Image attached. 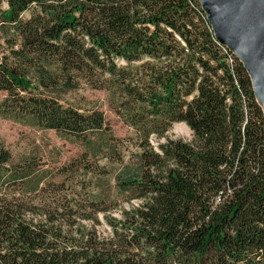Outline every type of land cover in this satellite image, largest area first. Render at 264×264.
<instances>
[{"label":"trees","instance_id":"16d2710c","mask_svg":"<svg viewBox=\"0 0 264 264\" xmlns=\"http://www.w3.org/2000/svg\"><path fill=\"white\" fill-rule=\"evenodd\" d=\"M82 82L137 133L131 162L63 103ZM0 93L1 118L83 150L53 174L0 148V264H264V109L201 0H0ZM176 124L191 138L156 148ZM101 159L112 179L72 187Z\"/></svg>","mask_w":264,"mask_h":264},{"label":"rangeland","instance_id":"374dc122","mask_svg":"<svg viewBox=\"0 0 264 264\" xmlns=\"http://www.w3.org/2000/svg\"><path fill=\"white\" fill-rule=\"evenodd\" d=\"M2 11L8 10L6 3L2 4ZM6 97V94L0 93V99ZM260 98V95H259ZM260 101V100H259ZM65 105H71L81 111L98 110L103 112L106 120L113 130L114 136L120 141L123 150L122 157L125 163H129L134 155L140 153L138 147V138L135 130L125 125L121 119L115 114L114 104L108 92L95 89L87 82H82L80 88L76 92L69 93L63 98ZM262 103V102H261ZM263 109L264 104L262 103ZM191 131L183 125L176 124L166 135V138L154 140L152 143L157 148L160 142L166 139H185L191 138ZM0 148L8 151L12 156V167L31 163L38 170L49 171L56 174V169L68 164L73 159L80 158L83 150L62 137L58 136L54 131L40 130L35 127L24 125L20 122L6 120L0 117ZM108 166L111 171V179L117 172V166L105 159H101L94 164L95 175L88 178L77 176L74 179L72 187H99L95 181L103 178L102 169ZM101 177V178H100ZM94 181L92 186L90 181ZM114 186V182L112 181ZM128 207L127 205H125ZM114 217L120 218V212L114 213ZM83 225L88 228L93 227V222L83 221ZM96 230L101 236H108L111 233V227L104 215H98V223Z\"/></svg>","mask_w":264,"mask_h":264},{"label":"water","instance_id":"95a60500","mask_svg":"<svg viewBox=\"0 0 264 264\" xmlns=\"http://www.w3.org/2000/svg\"><path fill=\"white\" fill-rule=\"evenodd\" d=\"M201 4L216 39L245 64L258 101L259 94L264 101V0H201Z\"/></svg>","mask_w":264,"mask_h":264},{"label":"bare ground","instance_id":"6f19581e","mask_svg":"<svg viewBox=\"0 0 264 264\" xmlns=\"http://www.w3.org/2000/svg\"><path fill=\"white\" fill-rule=\"evenodd\" d=\"M260 95V94H259ZM259 102H260V104L262 105V103L264 104V101L262 100V97H261V95H260V98H259ZM262 102V103H261ZM263 107V106H262Z\"/></svg>","mask_w":264,"mask_h":264}]
</instances>
